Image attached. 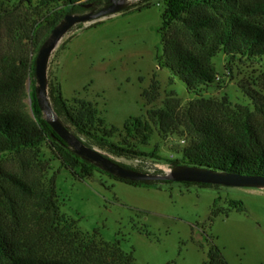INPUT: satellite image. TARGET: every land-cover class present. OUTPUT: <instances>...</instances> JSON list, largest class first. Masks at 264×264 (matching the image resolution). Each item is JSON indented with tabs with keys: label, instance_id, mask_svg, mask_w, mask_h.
Wrapping results in <instances>:
<instances>
[{
	"label": "rangeland",
	"instance_id": "rangeland-1",
	"mask_svg": "<svg viewBox=\"0 0 264 264\" xmlns=\"http://www.w3.org/2000/svg\"><path fill=\"white\" fill-rule=\"evenodd\" d=\"M6 4L26 23L42 20L56 6L38 11L36 4L24 0H6ZM145 4L150 6L137 8ZM128 7L96 25H78L55 51L49 72L60 83L64 98L92 101L106 125L120 129L129 118L145 117L148 110L163 108L172 97L184 110L197 101L212 103L219 121L246 120L264 143V61H234L219 52L213 58L218 80L197 96L159 65L163 0H137ZM22 48L10 39L1 42L0 52L17 53ZM152 81L159 82L160 95L148 103L141 94ZM30 92L28 80L26 93ZM19 100L17 96L0 102V110ZM23 101L30 109L31 98ZM194 137L186 127L165 136L155 127L149 144H139L155 156L129 157L101 149L82 136L124 165L154 173L162 172L154 164L170 163L177 157L175 151L188 147ZM0 165L26 179L33 189L24 193L0 175L12 198L4 197L5 203L15 208L34 254L97 264L107 243L117 242L124 252L133 253L135 264H202L210 247L217 245L228 264H264V188L184 182L135 186L100 171L81 178L62 164L46 140L22 154L0 156ZM53 177L59 219L63 216L64 222L52 219L44 209L41 193Z\"/></svg>",
	"mask_w": 264,
	"mask_h": 264
},
{
	"label": "trees",
	"instance_id": "trees-1",
	"mask_svg": "<svg viewBox=\"0 0 264 264\" xmlns=\"http://www.w3.org/2000/svg\"><path fill=\"white\" fill-rule=\"evenodd\" d=\"M24 1L36 4L34 8L38 11L54 3L56 6L42 20L26 23L17 19L15 11L8 7L6 0H0V48L1 42L7 43L10 39L19 42L23 47L17 53L0 52V102L17 96L20 98L12 107L0 110V156L22 154L46 140L62 164L81 178L92 177L96 171H100L135 186L173 182L126 180L85 161L53 129L37 102L34 55L48 39L51 30L68 12L97 11L106 7L110 0H36L37 3L34 0ZM93 2L95 5L91 8L85 7ZM163 2L162 25L159 28L163 54L158 55V62L160 67L169 70L172 78L183 81L188 92L201 96L203 90L216 83L218 71L213 58L219 52L234 61H264V0ZM146 6L150 4L137 8ZM129 9L128 7L125 10ZM81 27L82 24L78 28ZM28 43L31 46L29 50L24 48ZM28 80L31 82L29 94L26 93ZM49 87L54 108L62 121L79 136H84L101 149L121 156H155V152L147 153L139 147V144H149L155 127L162 136L186 127L195 137L188 147L175 151L177 157L169 159V162L264 177V143L255 128L248 121L236 118L228 117L226 121H219L212 103L197 101L184 110L179 99L172 97L165 102L163 108L150 109L145 117H131L120 129L115 126L108 127L92 101L80 97H73L71 100L64 98L60 83L50 72ZM141 95L148 103L155 102L160 95L159 82L152 81L150 87L144 89ZM28 96L31 98L30 109L23 101ZM117 136L121 139L114 141ZM0 175L20 191L33 192L26 179L15 172L7 171L1 165ZM41 196L45 203L44 209L51 213L52 219L64 222L66 219L63 216L59 219V206L55 202V177ZM4 197L12 200L0 179V264H77L63 258L32 253L31 246L26 242V231L18 222L15 208L5 203ZM233 203L238 204L239 201ZM107 244L108 247L102 251L97 264H135L132 252H124L117 242ZM202 264L228 262L221 249L212 245L208 260Z\"/></svg>",
	"mask_w": 264,
	"mask_h": 264
},
{
	"label": "water",
	"instance_id": "water-1",
	"mask_svg": "<svg viewBox=\"0 0 264 264\" xmlns=\"http://www.w3.org/2000/svg\"><path fill=\"white\" fill-rule=\"evenodd\" d=\"M132 1L110 0V3L97 11L82 13L68 12L64 18L51 30L48 39L40 47L35 59V79L37 102L49 124L69 147L82 159L95 164L112 175L131 181L168 180L173 182L205 183L225 187L264 188V177L243 175L239 173L218 171L201 166L182 165L176 163H158L162 172L137 170L124 165L121 160L95 146L87 143L58 116L50 95L49 67L53 54L64 43L69 34L80 24L92 25L123 12ZM95 2L86 4L91 8ZM159 165V166H158ZM168 167L165 170L163 167Z\"/></svg>",
	"mask_w": 264,
	"mask_h": 264
},
{
	"label": "built area",
	"instance_id": "built-area-1",
	"mask_svg": "<svg viewBox=\"0 0 264 264\" xmlns=\"http://www.w3.org/2000/svg\"><path fill=\"white\" fill-rule=\"evenodd\" d=\"M157 164H158V163H156V164H154V165L157 167ZM157 168H158V167H157ZM153 170H154V169H153Z\"/></svg>",
	"mask_w": 264,
	"mask_h": 264
}]
</instances>
